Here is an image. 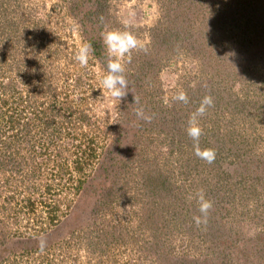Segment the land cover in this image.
I'll return each instance as SVG.
<instances>
[{
	"label": "rangeland",
	"instance_id": "374dc122",
	"mask_svg": "<svg viewBox=\"0 0 264 264\" xmlns=\"http://www.w3.org/2000/svg\"><path fill=\"white\" fill-rule=\"evenodd\" d=\"M84 1L0 0V264H264V8L201 0L223 22L195 57L153 41L183 0H108L98 38L129 30L142 46L121 61L131 92L120 100L101 96L106 70L91 53L87 67L73 59L88 43ZM189 21L195 40L200 20ZM132 92L150 122L126 118ZM206 95L199 145L211 164L186 131ZM198 190L212 237L193 221Z\"/></svg>",
	"mask_w": 264,
	"mask_h": 264
},
{
	"label": "trees",
	"instance_id": "16d2710c",
	"mask_svg": "<svg viewBox=\"0 0 264 264\" xmlns=\"http://www.w3.org/2000/svg\"><path fill=\"white\" fill-rule=\"evenodd\" d=\"M252 1V0H251ZM107 2L108 0H87L84 2H79V5H82L85 3V9L83 10V13L81 14V12L79 14H81V20L80 22L84 25L85 30H83L84 35H86V39L88 40V43L91 45V54L94 57V59H97V61H99L102 66L104 67V69L106 70V65H107V55L105 54V49L104 47H102V42H101V38L99 39V35H97L98 32V28L100 27V25H102L104 23V14L107 11ZM232 2H235L237 5H243V6H247V4L251 5L250 0H233ZM258 6L264 8V3L262 0H257ZM87 4V7H86ZM185 4V5H183ZM201 4V0H183L182 1V5H180V3H178V1L176 2V5H178L177 7H175V17L174 18H168V24L166 26L157 28L154 33H156V35L154 36L155 39H153L154 41V45L156 48L159 47V54H161L164 51H167L168 48H176L178 47V45L184 46V49L187 51L188 54H191L193 56H197V57H201L202 54L205 52L204 51V47H203V43H207L210 40L211 42H214V44H217L216 41L219 39H214L213 35L215 34V25H217L218 22H223L222 18L218 15L217 12H213V11H204V12H199V5ZM172 4L170 3V6ZM183 7H187V10L182 11L181 13L177 12V8H183ZM74 11L76 10V4L73 7ZM189 9V10H188ZM210 9V8H209ZM193 13V15L191 16L190 14ZM179 15L177 17V15ZM255 13L257 14V10H255ZM198 14V16H197ZM264 15V11L261 14L260 18ZM198 17L199 21V26L196 27V32L195 35L197 36L195 38V40L192 38L194 36V33L192 32L193 27L192 24L190 23L189 20H192L193 18ZM251 25H253L251 23ZM215 27V29L213 30V32H209V29ZM101 29V28H99ZM210 33V37L208 36L207 33ZM93 34V35H92ZM208 40V41H207ZM172 45V46H171ZM198 46H201L200 48H198ZM166 48V49H165ZM219 50L218 49H214L212 48L208 59L210 61H219V58L217 57ZM243 51L240 50L239 51V55H241ZM158 53V52H157ZM205 56H203V60L205 61ZM221 62L223 60H220ZM258 67H260V69L262 68L264 70V61L261 63L260 61H258ZM145 65V64H144ZM144 68V66H143ZM232 74H234V72H232ZM259 75L261 77L264 76V71H259ZM199 96L197 98V101H199ZM201 99V98H200ZM197 101H195V103H197ZM130 103V104H129ZM134 103V99L130 98L127 99L126 102V110L127 113H125L126 118H130L131 116L134 117L135 115V111H132V108H136V104ZM141 103V102H139ZM137 106H141L138 105ZM144 109H146V106L143 107ZM175 121V120H174ZM177 123V121H175ZM166 123V120L165 122ZM47 126L49 127V125L47 124ZM214 133H216V130H214ZM113 144L111 147H114L116 144H120V142L122 141V136L120 134L116 135L114 137L113 140ZM84 152V151H83ZM86 153V152H85ZM94 156V149L92 150L91 153V158ZM81 160H78L76 162V167H78L79 171H81L82 167L80 166ZM165 182H169V181H165ZM151 183L152 181H149L147 183L148 187L150 188L151 192H155V190L151 189ZM167 188L165 189V191H168V188H171V186L169 185V183L166 185ZM160 195V197L162 199L166 198L167 196H170L171 192H165ZM183 207H188L186 205H183ZM55 217V216H54ZM53 216L50 218V226H52V223L55 224L56 219ZM213 223V221L211 220L210 222L208 221L207 224H203V229L206 232L207 235H209L210 237H212V234L216 231L215 229H213L214 227L211 226V224ZM211 223V224H210ZM215 230V231H214ZM217 230H219L217 228ZM4 244L3 239L0 237V246ZM39 249H43V247H39Z\"/></svg>",
	"mask_w": 264,
	"mask_h": 264
},
{
	"label": "clouds",
	"instance_id": "9594fccd",
	"mask_svg": "<svg viewBox=\"0 0 264 264\" xmlns=\"http://www.w3.org/2000/svg\"><path fill=\"white\" fill-rule=\"evenodd\" d=\"M127 28V26H126ZM102 42L107 54L106 74L100 80L101 96H105V91L112 98L120 99L125 97L129 92V82L125 75V66L121 62L125 57L128 61L131 60V53L139 47H142L133 32L129 30L107 29L101 33ZM91 45L84 43L78 46L73 59L82 67H87L89 64V55ZM133 93V92H132ZM134 94V93H133ZM106 98V97H105ZM174 101L183 103L188 102V96L185 91L179 90L173 97ZM213 98L210 95L203 97L200 106L192 113L188 120L186 129L187 135L193 140V148L195 155L211 164L215 161L216 153L213 149H201L199 138L202 134V129L199 126L198 118L202 117L207 108L213 105ZM139 104V100L134 94V103ZM135 115L138 119L150 122L152 116L145 113L144 108L138 107L135 110ZM192 198V197H190ZM199 206L200 215L194 216L193 221L197 226L207 224L209 210L212 208V201L206 198L203 190H198L194 197Z\"/></svg>",
	"mask_w": 264,
	"mask_h": 264
}]
</instances>
